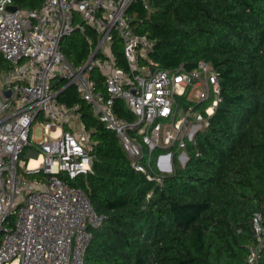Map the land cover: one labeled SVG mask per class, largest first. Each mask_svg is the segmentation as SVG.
Segmentation results:
<instances>
[{
	"label": "built area",
	"instance_id": "1",
	"mask_svg": "<svg viewBox=\"0 0 264 264\" xmlns=\"http://www.w3.org/2000/svg\"><path fill=\"white\" fill-rule=\"evenodd\" d=\"M137 1L41 0L36 8L11 10L13 0H0V57L8 63L0 69V264H85L92 227L101 222L87 194L68 183L93 173L94 154L79 105L58 98L64 87L76 88L93 114L116 131L134 168L145 173L156 149H170L157 156L159 170H172L171 148L182 151L184 163L188 143L196 144L197 132L208 125L220 100L217 71L205 61L192 70L143 63L153 41L136 29ZM88 27L98 34L97 43L83 63H74L62 39ZM115 38L128 69L118 64ZM195 85L201 90L191 100ZM183 96L206 105L180 115ZM118 98L135 120L115 111ZM38 121L43 136L35 139ZM253 222L261 241L260 215ZM258 251L252 248L247 264H257Z\"/></svg>",
	"mask_w": 264,
	"mask_h": 264
},
{
	"label": "trees",
	"instance_id": "2",
	"mask_svg": "<svg viewBox=\"0 0 264 264\" xmlns=\"http://www.w3.org/2000/svg\"><path fill=\"white\" fill-rule=\"evenodd\" d=\"M13 1L29 9L41 4ZM148 4L138 0L133 6L136 29L153 41L143 63L192 70L208 62L219 76L220 100L196 144L188 143L184 163L176 151L172 170L160 172L155 161L162 150L156 149L145 173L134 168L116 131L93 114L74 86L61 90L60 101L79 105L93 142V173L68 180L101 217L92 227L85 264H247L255 247L257 264H264V234L259 241L253 222L260 215L264 228V0ZM97 40L88 27L61 44L69 60L83 63ZM116 56L128 69L123 53ZM7 66L0 57V69ZM178 105L203 109L206 103L183 96ZM114 108L121 117L136 119L124 100L116 99Z\"/></svg>",
	"mask_w": 264,
	"mask_h": 264
},
{
	"label": "rangeland",
	"instance_id": "3",
	"mask_svg": "<svg viewBox=\"0 0 264 264\" xmlns=\"http://www.w3.org/2000/svg\"><path fill=\"white\" fill-rule=\"evenodd\" d=\"M114 50L116 51V53L118 52H122V44L120 42V40L114 42ZM57 80H54V82H56ZM201 90V86H198V85H195L193 90L191 91V94H190V99L191 100H196V95L198 93V91ZM184 113L183 109L181 110L180 109V115H182ZM81 122L79 121V124L80 125ZM32 135L34 136L35 139H40L42 138L43 136V129H42V125L40 123V121H38L35 126L33 127V130H32ZM167 150H162L161 152H166ZM178 151L177 149L173 148L171 149V154H173L174 152ZM182 151H180L179 155L181 154ZM145 159H147V155H148V151L147 149H145ZM154 154V153H153ZM160 155V154H159ZM173 165H174V162H173ZM155 166L156 168L159 170V168L157 167V161H155ZM160 172H168V171H164V170H159Z\"/></svg>",
	"mask_w": 264,
	"mask_h": 264
},
{
	"label": "water",
	"instance_id": "4",
	"mask_svg": "<svg viewBox=\"0 0 264 264\" xmlns=\"http://www.w3.org/2000/svg\"><path fill=\"white\" fill-rule=\"evenodd\" d=\"M16 8H17V5H12V6L9 7V9H11V10H15ZM168 158H169V156H168ZM185 158H186V154L185 153H182L181 159L184 160ZM167 170L168 171H171L170 166L167 167Z\"/></svg>",
	"mask_w": 264,
	"mask_h": 264
}]
</instances>
